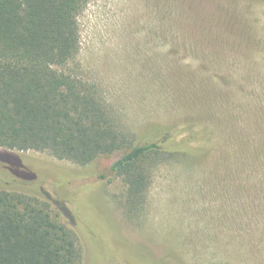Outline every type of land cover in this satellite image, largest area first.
I'll return each instance as SVG.
<instances>
[{
	"label": "rangeland",
	"instance_id": "1",
	"mask_svg": "<svg viewBox=\"0 0 264 264\" xmlns=\"http://www.w3.org/2000/svg\"><path fill=\"white\" fill-rule=\"evenodd\" d=\"M78 21L80 75L120 125L192 152L154 168L137 208L120 153L19 151L47 168L24 190L64 198L83 264H264V0H86Z\"/></svg>",
	"mask_w": 264,
	"mask_h": 264
},
{
	"label": "trees",
	"instance_id": "2",
	"mask_svg": "<svg viewBox=\"0 0 264 264\" xmlns=\"http://www.w3.org/2000/svg\"><path fill=\"white\" fill-rule=\"evenodd\" d=\"M85 3L0 0V264H83L74 213L43 188L24 190L47 168L19 151H45L78 165L120 153L111 170L132 208L145 203L162 160L192 152L185 139L170 145L166 134L139 141L82 78L78 17Z\"/></svg>",
	"mask_w": 264,
	"mask_h": 264
}]
</instances>
